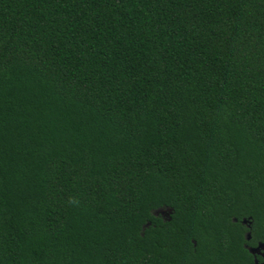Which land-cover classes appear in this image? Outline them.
Returning a JSON list of instances; mask_svg holds the SVG:
<instances>
[{
	"label": "trees",
	"instance_id": "obj_1",
	"mask_svg": "<svg viewBox=\"0 0 264 264\" xmlns=\"http://www.w3.org/2000/svg\"><path fill=\"white\" fill-rule=\"evenodd\" d=\"M260 243L264 0H0V264Z\"/></svg>",
	"mask_w": 264,
	"mask_h": 264
},
{
	"label": "water",
	"instance_id": "obj_2",
	"mask_svg": "<svg viewBox=\"0 0 264 264\" xmlns=\"http://www.w3.org/2000/svg\"><path fill=\"white\" fill-rule=\"evenodd\" d=\"M244 224H246V221L243 222ZM247 239L250 241L251 240V234H248ZM247 249L253 254V255H260L264 258V243H260L257 247L255 248H250L247 247ZM254 264H261L258 260H255ZM264 264V263H262Z\"/></svg>",
	"mask_w": 264,
	"mask_h": 264
},
{
	"label": "flooded vegetation",
	"instance_id": "obj_3",
	"mask_svg": "<svg viewBox=\"0 0 264 264\" xmlns=\"http://www.w3.org/2000/svg\"><path fill=\"white\" fill-rule=\"evenodd\" d=\"M262 257V256H261Z\"/></svg>",
	"mask_w": 264,
	"mask_h": 264
}]
</instances>
